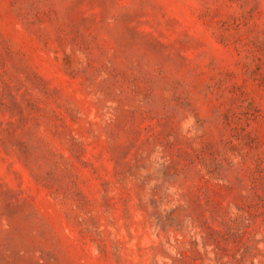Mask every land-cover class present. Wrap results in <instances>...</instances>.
I'll list each match as a JSON object with an SVG mask.
<instances>
[{"label": "rangeland", "instance_id": "1", "mask_svg": "<svg viewBox=\"0 0 264 264\" xmlns=\"http://www.w3.org/2000/svg\"><path fill=\"white\" fill-rule=\"evenodd\" d=\"M0 264H264V0H0Z\"/></svg>", "mask_w": 264, "mask_h": 264}]
</instances>
